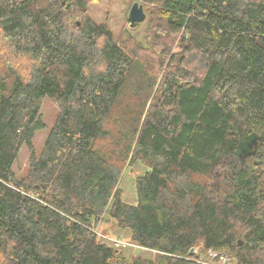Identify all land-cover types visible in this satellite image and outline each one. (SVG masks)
<instances>
[{"label":"trees","instance_id":"obj_1","mask_svg":"<svg viewBox=\"0 0 264 264\" xmlns=\"http://www.w3.org/2000/svg\"><path fill=\"white\" fill-rule=\"evenodd\" d=\"M96 1L0 0V264H264V0H138L146 43Z\"/></svg>","mask_w":264,"mask_h":264},{"label":"rangeland","instance_id":"obj_2","mask_svg":"<svg viewBox=\"0 0 264 264\" xmlns=\"http://www.w3.org/2000/svg\"><path fill=\"white\" fill-rule=\"evenodd\" d=\"M137 1L138 3L143 4L145 15L148 10L149 5L145 4L142 1L138 0H97L96 2H93L89 4V13L90 15L96 20L97 22H105L109 28L112 30L114 35H120L124 31L127 33H130L136 40L142 43H146L145 39V19L137 22L135 24L130 25V23L127 20V15L130 6L133 2ZM57 107L54 104V102L48 97L44 96L42 100V106H41V117L44 123L46 124V127L40 130H37L33 137V145L36 149V152H40L43 147V142L51 127L53 124ZM27 147L25 144H23L20 147L18 158L16 162L14 163L13 167L14 171L18 175H22L25 173V169L27 166ZM137 170H139L137 167H135L130 172H125L122 178L121 186H123L124 190V199L130 203H134L136 201V194L134 192V175L137 174ZM99 232L105 233L112 241L115 247L121 248L122 252L126 259H128L132 254L136 253H144L140 247H138L136 244L133 245L128 241V237L125 234V232L118 231L116 232V226L113 223H102L98 227ZM120 233V234H119ZM114 240H118L114 242ZM128 246V247H127ZM123 247V248H122ZM146 254H149L150 252L145 250ZM197 254L199 253L197 248L194 250ZM209 254V253H208ZM207 254V255H208ZM207 255H200L198 257L199 262L206 261ZM213 255L209 256L208 259H212ZM216 257H213L212 261L215 264H234L233 259H227L225 256L224 262L215 261Z\"/></svg>","mask_w":264,"mask_h":264},{"label":"water","instance_id":"obj_3","mask_svg":"<svg viewBox=\"0 0 264 264\" xmlns=\"http://www.w3.org/2000/svg\"><path fill=\"white\" fill-rule=\"evenodd\" d=\"M145 11L143 4L138 3L137 1L133 2L129 8L127 20L130 25L140 22L145 19ZM241 243V242H240ZM192 249L189 250V253H192Z\"/></svg>","mask_w":264,"mask_h":264},{"label":"built area","instance_id":"obj_4","mask_svg":"<svg viewBox=\"0 0 264 264\" xmlns=\"http://www.w3.org/2000/svg\"><path fill=\"white\" fill-rule=\"evenodd\" d=\"M115 241L118 242V240H114V242H115ZM207 253H209V254L207 255L206 261H203V263H205V264H215V263L212 261V259H213V257H216L217 253H216V252H213V251H211V250H209ZM211 255H213V257H212V259L209 260L208 257L211 256ZM224 260H225V256H224V255H221V256H220V262H221V261L224 262Z\"/></svg>","mask_w":264,"mask_h":264}]
</instances>
